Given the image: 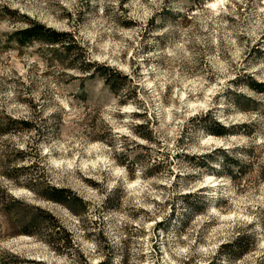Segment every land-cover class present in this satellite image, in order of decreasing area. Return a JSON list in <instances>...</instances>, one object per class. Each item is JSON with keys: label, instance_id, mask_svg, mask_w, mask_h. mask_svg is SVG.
<instances>
[{"label": "rangeland", "instance_id": "1", "mask_svg": "<svg viewBox=\"0 0 264 264\" xmlns=\"http://www.w3.org/2000/svg\"><path fill=\"white\" fill-rule=\"evenodd\" d=\"M27 20L82 50L18 46ZM93 62L126 77L117 95L80 71ZM251 80L264 83V0H0V258L264 264V93ZM212 119L235 133H207ZM221 153L246 169L218 177ZM185 196L203 211L185 215ZM41 211L66 242L19 234L15 218ZM239 235L255 248L229 263L220 248Z\"/></svg>", "mask_w": 264, "mask_h": 264}, {"label": "trees", "instance_id": "2", "mask_svg": "<svg viewBox=\"0 0 264 264\" xmlns=\"http://www.w3.org/2000/svg\"><path fill=\"white\" fill-rule=\"evenodd\" d=\"M27 25L18 30L17 32L13 33L9 40H12L18 46H25L32 43H40L45 46L51 47L53 49L60 50V52L67 57H71L74 50H82L78 45L77 41L70 33L64 32H57L55 30L49 29L35 23L33 21L27 20ZM56 51V50H55ZM74 61V60H72ZM91 69L92 72H89ZM82 73H90L96 74V76H88V77H96L102 80L103 84L115 95H117L121 91V83L126 79L125 76H122L119 72L110 69L107 66L97 64L95 62L86 64L85 68L80 69ZM94 71V72H93ZM248 88L251 91H254L259 94L264 93V83H256L253 80L250 81L248 84ZM206 118V117H205ZM202 119V118H201ZM204 120V119H203ZM11 124L14 125H21L23 126V131H29L32 129V126L29 124L28 121H11ZM203 127L207 133L212 135L221 137L224 135H229V133H235L227 129L226 127L221 126L216 120H211L208 126H201ZM9 131L7 128L1 129L2 132L5 134ZM144 140L149 142L148 138L141 136ZM222 156L218 160L219 163V170H218V177H229L233 179L240 175V172L244 171L246 168L245 166L237 159L232 158L231 156L225 155L221 153ZM199 163V164H198ZM195 164V167H204V162H198ZM155 164V163H154ZM16 173L19 171L16 170ZM211 173V172H210ZM213 174V172H212ZM45 198L49 201L60 204L67 209H69L73 214L80 215L85 208L86 204L77 196L72 194L69 190L65 189H58L54 187H46L45 190ZM9 204H14L17 201L13 199L11 196H3ZM190 197H184L183 209L186 211L185 215H189L190 217L195 216L203 211V203L200 201H190L187 200ZM10 211L11 209H7ZM42 218L38 217H26L21 218L20 216L16 217L15 223L18 225L19 234L22 235H39L44 236L45 234L49 233L52 238L47 243L50 245L52 243H57L60 239L56 238L59 235H63L62 242H66L67 236L64 234L65 232L58 228L57 220L47 212L41 211ZM183 222V221H181ZM48 229V230H47ZM57 229V230H56ZM61 233H60V232ZM256 239L251 235H239L236 237L232 242L229 244L222 245L220 248V254L218 256H223L227 262H232L235 259H239L244 255L248 254L252 248H255ZM41 264L30 260L20 259L17 256L12 254H5L0 258V264ZM110 259H106V262H101L99 264H111Z\"/></svg>", "mask_w": 264, "mask_h": 264}]
</instances>
